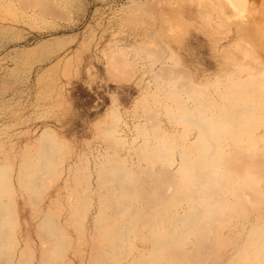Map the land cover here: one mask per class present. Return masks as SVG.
<instances>
[{"label":"rangeland","instance_id":"obj_1","mask_svg":"<svg viewBox=\"0 0 264 264\" xmlns=\"http://www.w3.org/2000/svg\"><path fill=\"white\" fill-rule=\"evenodd\" d=\"M27 1L0 0V175L10 182L11 193L14 192L11 197H2L10 206L13 202L14 212L8 214L10 235L0 253V264H40L43 250L38 229L40 218L48 210L56 216L71 212L76 185L79 196H89L84 190L88 186V178L84 182V176L89 171L90 181L95 180V159L101 153L114 152L116 146L110 145L113 139L144 143L146 133L153 134L155 129L150 125L157 120L179 133H193L153 104L152 92L159 85L154 70L162 62L173 64L168 69L170 77L181 78L178 84L184 86V92L191 88L200 90L205 82L209 84L218 77L222 86L227 79L223 75L227 63L220 54L222 45L227 46L234 37L233 25L243 23L225 0H217L221 18L227 14L231 19L225 18L224 22L223 31L228 30V39L216 46L218 33L196 22L199 6L192 0H47L52 9L48 12L40 10V5L30 6ZM248 3L259 9L264 1L248 0ZM255 30L254 26L253 42L258 40ZM260 41L264 54V37ZM117 58L124 61L120 72L110 69ZM149 113L154 115L150 116L152 120ZM125 125L130 129L126 130ZM43 133L50 136L42 142ZM179 133L170 137L174 146L169 144L176 156L185 142ZM48 141L55 148L57 166L47 172L51 179L45 176L37 190L25 191L24 167L45 149ZM118 151L124 154V149ZM69 164L74 166L72 176L76 175L75 183L74 178L69 181L74 192H69L65 184ZM246 195L245 205L251 203ZM70 231L72 241L62 263L92 264L100 240L83 233L80 237L81 233L72 228ZM213 231L203 243L199 264H215L210 245L217 251L214 255L219 264H225L226 252L233 247L230 243L234 241V246L238 243L234 236L227 239V230L222 231L221 227Z\"/></svg>","mask_w":264,"mask_h":264},{"label":"bare ground","instance_id":"obj_2","mask_svg":"<svg viewBox=\"0 0 264 264\" xmlns=\"http://www.w3.org/2000/svg\"><path fill=\"white\" fill-rule=\"evenodd\" d=\"M192 1L199 6L196 22L218 33L214 45L227 40L229 32L223 31L224 22L231 17L225 14L221 18L216 9L217 0ZM27 2L33 7L40 5L44 12L51 9L47 0ZM225 2L243 23L233 25L234 37L227 46L222 45L220 54L227 63L223 69L227 79L222 86L218 77L209 84L205 82L203 88L199 86L200 90L191 88L184 92V86L178 84L181 78L170 77L168 69L173 64L162 62L154 70L159 85L152 92L153 104L162 107L170 119L193 133H179L157 120L154 125L149 124L155 129L153 134L146 133L144 143L136 139H113L110 145L116 146L114 152L106 155L100 152L95 159V180L90 181L89 171L84 176V182L88 178L84 190L89 196H79L76 185L75 192L72 190L75 201L71 212L62 216H56L51 210L41 213L38 229L44 242L40 239L43 243L40 264H63L72 241L71 228L81 233L80 237L86 234L100 240V249L92 264H199L203 243L217 226L227 230V239L234 236L238 241L235 246L234 241L230 243L233 247L231 252H226L225 264H264V54L260 41L264 37V4L258 9L248 0ZM254 26L257 42H253L251 32ZM148 54L152 57V53ZM120 59L111 63V71L122 67L124 61ZM113 72L118 75L117 71ZM148 116L154 117L151 113ZM125 127L130 129L128 125ZM110 128L111 125L106 129ZM175 132L185 139L179 156L169 149V144L173 145L170 137ZM49 136L43 133L42 142ZM48 142L24 167L25 191L37 190L46 174L57 166L55 148ZM117 147L124 149V154ZM73 168L71 164L66 168L68 187H64L69 192H72L70 179L76 182ZM13 193L10 182L0 175V253L10 235L8 214L14 212L13 202L10 206L2 197H11ZM244 194L252 204L245 205ZM88 223L91 228L87 232ZM209 250L215 264H219L214 255L216 250L211 245Z\"/></svg>","mask_w":264,"mask_h":264}]
</instances>
